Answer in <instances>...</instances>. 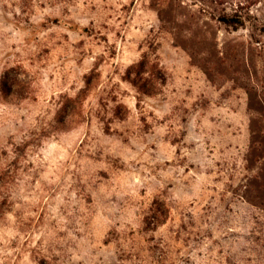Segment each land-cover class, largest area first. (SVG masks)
Wrapping results in <instances>:
<instances>
[{
  "label": "rangeland",
  "instance_id": "obj_1",
  "mask_svg": "<svg viewBox=\"0 0 264 264\" xmlns=\"http://www.w3.org/2000/svg\"><path fill=\"white\" fill-rule=\"evenodd\" d=\"M0 264H264V0H0Z\"/></svg>",
  "mask_w": 264,
  "mask_h": 264
},
{
  "label": "trees",
  "instance_id": "obj_2",
  "mask_svg": "<svg viewBox=\"0 0 264 264\" xmlns=\"http://www.w3.org/2000/svg\"><path fill=\"white\" fill-rule=\"evenodd\" d=\"M219 21L222 22V23H225L226 25L228 26H238V25H242V20L237 17V16H234V17H220L219 18ZM255 143H253V147H254Z\"/></svg>",
  "mask_w": 264,
  "mask_h": 264
}]
</instances>
